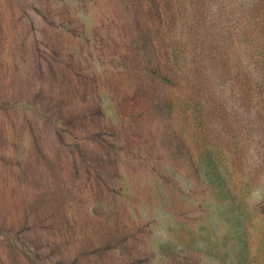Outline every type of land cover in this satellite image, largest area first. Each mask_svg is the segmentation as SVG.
I'll return each instance as SVG.
<instances>
[{
    "label": "rangeland",
    "instance_id": "obj_1",
    "mask_svg": "<svg viewBox=\"0 0 264 264\" xmlns=\"http://www.w3.org/2000/svg\"><path fill=\"white\" fill-rule=\"evenodd\" d=\"M260 5L0 0V264H264Z\"/></svg>",
    "mask_w": 264,
    "mask_h": 264
},
{
    "label": "trees",
    "instance_id": "obj_2",
    "mask_svg": "<svg viewBox=\"0 0 264 264\" xmlns=\"http://www.w3.org/2000/svg\"><path fill=\"white\" fill-rule=\"evenodd\" d=\"M255 10V14L253 13L245 16L249 22L246 30L248 34L247 39L251 40L253 37H257L259 41L258 45H261V48L258 50L257 54H253V49L247 46L244 50V68H246V72L249 75L255 74L253 84L249 85V89H257L259 94H262L264 93V5H260ZM253 18L254 22L251 21ZM162 77L167 78L164 74H162Z\"/></svg>",
    "mask_w": 264,
    "mask_h": 264
}]
</instances>
